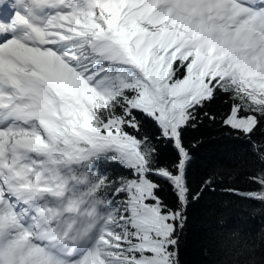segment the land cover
I'll list each match as a JSON object with an SVG mask.
<instances>
[{
  "label": "snow or ice",
  "instance_id": "1",
  "mask_svg": "<svg viewBox=\"0 0 264 264\" xmlns=\"http://www.w3.org/2000/svg\"><path fill=\"white\" fill-rule=\"evenodd\" d=\"M204 119L249 144L237 194L264 203V0H0V264H181Z\"/></svg>",
  "mask_w": 264,
  "mask_h": 264
},
{
  "label": "trees",
  "instance_id": "2",
  "mask_svg": "<svg viewBox=\"0 0 264 264\" xmlns=\"http://www.w3.org/2000/svg\"><path fill=\"white\" fill-rule=\"evenodd\" d=\"M226 97L217 98L208 111L219 115L225 110ZM257 141L264 140L259 133ZM190 149L188 184L192 193L203 181L214 178L212 189L190 203L187 226L181 238V264H233L235 251L245 242L255 243L254 259L264 264V203L252 201L237 193L256 188L249 179L261 165L244 139L226 135V130L204 119L196 128L184 133ZM171 146L160 145V159L169 160ZM232 188L236 192H226ZM160 195L172 203L174 197L165 184Z\"/></svg>",
  "mask_w": 264,
  "mask_h": 264
}]
</instances>
